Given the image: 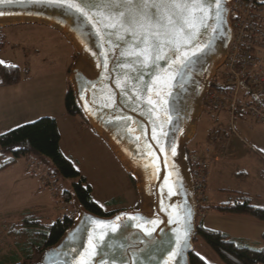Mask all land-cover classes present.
I'll use <instances>...</instances> for the list:
<instances>
[{"label": "water", "instance_id": "95a60500", "mask_svg": "<svg viewBox=\"0 0 264 264\" xmlns=\"http://www.w3.org/2000/svg\"><path fill=\"white\" fill-rule=\"evenodd\" d=\"M233 1L226 0V22L220 30L214 36L205 33L203 39L211 45L203 53L197 50L188 74L178 82L170 78L172 70L150 80V69H144L143 81L151 82L155 105L142 95L143 82L132 79V73L125 78L128 70L118 67L134 57L120 55L129 48H117L124 33L111 34L113 19L106 11L85 9V16L71 6L78 0L0 3V29L45 24L71 41L80 57L70 78L77 104L137 181L141 198L138 210L100 216L74 197V224L32 264H80V258L86 264H191L198 214L187 147L233 39Z\"/></svg>", "mask_w": 264, "mask_h": 264}, {"label": "rangeland", "instance_id": "374dc122", "mask_svg": "<svg viewBox=\"0 0 264 264\" xmlns=\"http://www.w3.org/2000/svg\"><path fill=\"white\" fill-rule=\"evenodd\" d=\"M4 31L8 35L9 43L4 50L0 51L2 64H12L21 68V78L27 83L29 92H34L38 88L51 87L53 88L52 95L57 99L61 94L65 101L70 88L71 70L73 66L80 64L79 53L71 41L60 31L45 24L11 25L5 27ZM221 67L217 72H220ZM218 112H227L229 116L218 121L213 117ZM207 114L208 112L203 106L194 137L195 141L210 142L213 146L221 148V142H216L210 137L214 130H218L225 133L227 138L224 139V144L227 147L232 145V147L237 146L245 149L248 153L246 158H241L238 160L239 162L228 165L227 170L239 174L228 177L226 186L243 189L253 196L258 195L264 198V167L260 166L264 163L256 154L258 150L264 153L262 150L264 149V122H256L246 114L238 115L232 119L230 112L226 110L208 114L209 116ZM67 117L70 120L61 119L60 121L62 150L86 178L87 184L92 187L95 201L102 206L106 213L133 211L136 210L138 204L140 208L141 198L137 181L135 180V185L131 175L109 144L93 130L84 117ZM233 127L236 133H233ZM193 140L190 142L191 146ZM263 153H261L262 156ZM12 157L11 152L3 153L0 149V166L10 161ZM252 157H256L260 163L255 162ZM30 159L38 164L32 165ZM19 160L20 163H27L32 168L34 180L37 183L36 190L46 191L49 195L50 201L47 197H45V201L51 205L41 211L47 222L54 223L59 218H63L67 213L61 210L65 206V202L60 203L55 198L48 183L56 184L63 192L65 189L71 188L73 180L62 175L54 176V163L38 154L21 157ZM259 168L263 171L262 175H260L261 172H257ZM244 170L247 173L245 178L240 174ZM33 195L34 192L30 186L18 185L15 187V193L8 200L5 198L1 200L0 197V206L1 204L5 206L4 213L0 214V220H8L10 223L17 222L22 217V210L25 206L37 201L38 198ZM41 200L44 201V198ZM72 207L75 208V206ZM203 218L202 216L198 217V221L202 222ZM0 245L3 246L2 254L8 253L7 240L2 236H0Z\"/></svg>", "mask_w": 264, "mask_h": 264}, {"label": "trees", "instance_id": "16d2710c", "mask_svg": "<svg viewBox=\"0 0 264 264\" xmlns=\"http://www.w3.org/2000/svg\"><path fill=\"white\" fill-rule=\"evenodd\" d=\"M8 43V35L4 28H1L0 51L4 50ZM21 72L19 66L0 63V87L20 83L22 81ZM217 85L218 82L213 81L212 86L216 87ZM65 109L68 116L84 117L77 104L71 84L65 97ZM220 114L222 113L213 117L218 121L222 120ZM214 134L218 135L221 132L214 130L210 137L213 138ZM192 143V146L190 144L187 147L190 164V155L205 146L195 139ZM0 149L3 153L11 152L13 154L10 161L0 166V172L13 166L21 157H31L33 154H38L54 163V176L62 175L73 180L71 188L63 191V202L74 204V197H76L85 209L94 214L111 216L117 213H106L102 206L95 201L92 187L87 184L86 178L79 172L73 161L64 154L56 118L42 117L37 121L0 134ZM131 179L136 185L132 176ZM254 200L255 197L250 194L237 192L228 201L212 206L210 209L224 214L248 216L264 222V206L256 205ZM138 208L139 204L136 210ZM73 224L74 219L67 213L56 222L49 223L43 215L31 211L23 214L17 222L5 224V227L9 236L22 250L24 264H32L43 251L57 244ZM197 228L198 236L211 247L225 264H264V246L251 245L247 241L234 238L223 231L208 228L201 221L197 222ZM262 238L264 240V234ZM190 261L191 264H207L195 250L190 255Z\"/></svg>", "mask_w": 264, "mask_h": 264}, {"label": "crops", "instance_id": "0c3cea01", "mask_svg": "<svg viewBox=\"0 0 264 264\" xmlns=\"http://www.w3.org/2000/svg\"><path fill=\"white\" fill-rule=\"evenodd\" d=\"M52 91L53 88L45 87L42 89L38 88V90H35L34 92H29V90H27V83L24 81L13 86L0 87V134L37 121L42 117H53L58 121L62 143L60 121L61 119L66 121L70 119L66 114L64 96H61L60 94L56 99L52 95ZM219 113H222L220 114L222 119L229 116L227 112H218L217 114ZM230 137L233 136L230 135ZM225 138L227 137L224 132H221V134L218 135L214 134L213 139L216 140V142H221V148L213 146L210 142L202 143L205 146L211 144L214 148V163L212 164V171L208 181L206 194V215L202 219V224L208 228L223 231L234 238L245 240L251 245L264 246V240L262 238L264 234V222L248 216L224 214L214 209H210L212 206H217L228 201L233 197L234 193L237 192H243L253 196V194L243 189L241 190L239 188L226 186L228 183V177H233L235 174H239L235 171L227 170L228 165L239 162L238 160L241 158H246L248 153L245 149L238 148L237 146L232 147L231 145L230 147H227L224 144ZM257 152V156H259L264 163V153L261 150H258ZM261 153H263V156ZM252 158L255 162L260 163L256 157ZM260 166L264 167V165ZM257 172H261L260 175L263 173L260 168L257 169ZM240 174L243 175V178L247 176L245 170ZM18 185L30 186L31 190L34 192L33 196L38 198L36 202H32L25 206L24 210H22L23 214L35 211L39 215H42L41 211L51 205L45 201V197L50 201L47 192L36 190L37 183L34 180V173L30 165L27 163H20V160L10 168L0 172L1 200L4 198L8 200L13 193H15V187ZM253 197H255L254 202L256 205L264 206V198L258 195ZM41 198H44V201L41 200ZM65 204L69 210L75 209L72 207L74 206L73 204L66 202ZM4 209L5 206L1 204L0 214L4 213ZM9 222L10 221L8 220H0V236L7 240L9 250L8 253L2 254L3 246L0 245V264H24V254L22 250L9 236L5 227V224ZM195 252L207 264H225L211 247L199 236L195 240Z\"/></svg>", "mask_w": 264, "mask_h": 264}, {"label": "snow or ice", "instance_id": "6c2138e0", "mask_svg": "<svg viewBox=\"0 0 264 264\" xmlns=\"http://www.w3.org/2000/svg\"><path fill=\"white\" fill-rule=\"evenodd\" d=\"M71 6L85 16L87 9L104 10L112 17L111 34L124 33L116 41L117 48H129L120 55L134 57L118 67L128 70L125 78L132 73V79L143 82L142 95L149 105L157 101L149 95L151 82L143 81L144 69H150V80H160L162 72L172 70L170 78L178 82L188 74L197 50L203 53L211 45L204 35L210 31L214 36L220 30L228 10L226 0H78ZM171 151L175 154L174 148ZM80 264L86 262L80 258Z\"/></svg>", "mask_w": 264, "mask_h": 264}, {"label": "built area", "instance_id": "2783aa9c", "mask_svg": "<svg viewBox=\"0 0 264 264\" xmlns=\"http://www.w3.org/2000/svg\"><path fill=\"white\" fill-rule=\"evenodd\" d=\"M233 39L224 64L218 71L204 107L208 114L220 110L229 111L232 119L248 115L256 122H264V0H234L230 9ZM233 133H236L233 127ZM213 146L190 155L191 179L195 192L198 217L206 215V194L211 176ZM36 165V161H31ZM54 175V174H53ZM55 198L62 201V194L56 184L48 183ZM73 219L77 212L65 206L61 209Z\"/></svg>", "mask_w": 264, "mask_h": 264}]
</instances>
